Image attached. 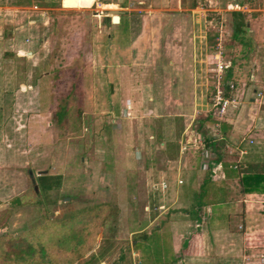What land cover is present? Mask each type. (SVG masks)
<instances>
[{
	"label": "rangeland",
	"instance_id": "374dc122",
	"mask_svg": "<svg viewBox=\"0 0 264 264\" xmlns=\"http://www.w3.org/2000/svg\"><path fill=\"white\" fill-rule=\"evenodd\" d=\"M18 2L21 0H0V4ZM37 2L39 0H33L32 5ZM93 2L53 0L54 10L49 14L52 23L49 32L46 31L48 41L43 53H37V56L26 53L23 59L14 55L5 61V68L14 80L29 78L27 69L36 68L34 75H38L42 82L41 86L38 84L39 90L32 94L37 99H34V105L28 100L22 108L16 105L11 111L3 105L7 95L3 91L7 90L0 84V138L2 123L7 121V138L0 144V238L11 236L19 239L28 236L30 239L48 220H58L67 213L85 210V207L96 205L100 196L111 198L109 195L117 190L121 198L129 193L132 199V195L142 193L141 199L145 202V198L150 195L149 185L162 182L161 187L164 189L166 177L171 178L167 179L168 183L176 181L175 177L179 178L183 170L199 171L197 178L202 181L205 175L201 176V170L205 166L196 148L204 138L218 140L217 151L221 152L224 160L238 168L247 162H257L255 150L264 153V133L261 132L264 126V116L261 114L264 103L252 102L249 106L247 98L252 95L251 91L245 93L239 101L244 103L239 108L242 110L241 122H244V127L238 130L242 138L236 145V134L228 130L225 141H222L223 134L218 131L219 127L210 125L207 120L219 76L215 70L208 73L206 67L217 69L219 62L214 57L209 61L206 55L215 51L220 35L223 37V46L233 47L232 51L224 50L225 58L240 53L242 47L230 41L229 29L233 21L230 5L239 3V0H196L195 6H192V0H124L121 4L119 0H97V4L92 6ZM22 3L27 4V0H22ZM108 3L115 5H105ZM247 3L249 9H264V0H248ZM90 7L88 10L83 9ZM110 10L126 12L125 21L129 22L131 28L127 37L130 42L126 40L127 44L120 31L122 27L107 28V23L115 26L110 17L94 16H103L102 12ZM245 17L250 20L249 34L254 42L258 46L264 45L263 10L247 12ZM134 41L138 45L131 51L128 45ZM166 42L170 43V51L176 58L181 53H187V57L196 53L198 77H191L192 73L183 77L181 60L174 66L167 62ZM259 51L264 54V48ZM161 54L163 57L154 61L156 64L152 69L142 67L144 64H153V57ZM249 59L252 60L251 65L245 63ZM258 59L253 53L250 54L243 60L242 69L234 73L233 80L238 84L251 82L252 66ZM2 62L0 52V82L5 77V74L2 76ZM165 67L168 68V74H163ZM104 69L109 70L106 77L103 75ZM47 70L49 72L45 74ZM263 71L259 69L256 75H263ZM49 74L50 77H45ZM196 79L200 86L198 92L191 91L190 87V82ZM110 84H113V90ZM27 90L31 92L30 88ZM118 101L126 104L120 105ZM193 119L195 124L190 130L193 142L189 139L181 145V129ZM257 120L263 124H257ZM49 121L52 125L48 126ZM170 122H173V131L164 133L163 127L168 130ZM11 129L18 139L10 136L8 132ZM196 130L202 134L201 138L197 137ZM175 137L176 142L180 143L177 151L173 144ZM162 141L166 147L169 143L173 144L172 149L168 151L161 144ZM240 150L246 151L244 159H240ZM203 154L205 160L217 159V155H210L209 150ZM38 159L46 160V167L62 177L59 189L51 191V201L47 200L42 190L38 196L32 191V187L37 185L36 177L40 173L38 168L45 166L38 163ZM49 162L53 164L49 166ZM209 169H212L213 182L216 181L218 185L213 187L208 202H222L223 210L229 218L223 222L225 229L218 227L215 231L211 227V213H208L213 207H210L211 204L208 208L202 207L201 212L207 211L209 215L206 224L200 223L202 226L195 229L205 234V237L208 235L206 243L202 245H206V248L202 247L200 253L207 256L231 254L239 264H264L261 262L264 258V194L246 195L239 183L240 176H222L218 165H210ZM193 181L184 176V183L180 186L182 198H196L192 190ZM99 184L101 186L98 190ZM153 189L156 190L154 186ZM153 193L155 198L161 195L160 191ZM17 198L22 201L21 207L13 204ZM149 201L144 204L147 205ZM194 204L198 205V201L194 200ZM143 206L140 207L144 210ZM189 206L182 205L180 209L187 208V212L181 210V213L189 214V218L193 219V204ZM112 216L101 230L103 237L100 249L107 240L119 242L116 246L123 247L128 241L127 232H123L124 228L120 226L128 220V216L118 222L120 225L117 219L121 214L118 212ZM209 228L215 233L209 231ZM153 240L157 241V249L169 250L173 245L172 237L169 236L161 240L156 235H150V241ZM123 247L118 252L115 248L108 255L106 259L109 264H116L122 254H128L127 245L125 249ZM15 248L19 252L20 246ZM26 253H18L17 256L24 259L27 258ZM156 254L162 257L160 251L157 250ZM59 257L58 262L54 263L50 259L40 258L47 264H73L80 258L63 262V258ZM84 262L80 260L78 264Z\"/></svg>",
	"mask_w": 264,
	"mask_h": 264
},
{
	"label": "crops",
	"instance_id": "0c3cea01",
	"mask_svg": "<svg viewBox=\"0 0 264 264\" xmlns=\"http://www.w3.org/2000/svg\"><path fill=\"white\" fill-rule=\"evenodd\" d=\"M32 1L33 0H27V4L25 5L24 3H22V0L21 2L14 3V4L12 3L0 4V29H2L0 31V44H1L0 52H1V59L3 61L2 62V65H3L2 76L5 74V77L3 76V81H1L0 84L2 83V87L4 86L5 89L7 90V92L2 90L3 92H5V94H7L4 97L3 105L6 106V108L10 109V111L16 105L21 106L22 108L26 102L28 103L30 100L32 102L37 100L34 98V95L32 94L36 90H39L38 88H40L41 86L40 82H42V81H39L38 75H34L36 68L27 69L28 71L26 73L29 76V78L27 79L20 78L19 81L14 80L13 75L10 74L8 69L5 68V61H7L8 58L11 56L15 55L16 57L23 59L24 58L23 55H25L26 53L31 54L33 56H37V53L39 55L40 52L43 53L42 50L45 48V45L48 41V36H46V31L49 32V29L52 23L51 22L52 19L49 14L50 12L54 10L53 5H51L53 0H39V3L37 2V4H33V5H32ZM123 1L124 0L122 1L119 0V4H121ZM239 1H240L239 3L238 2L235 3L240 7L239 9L234 8L233 5L235 4L230 5L231 7L229 8V11H231L230 15L231 17H233V21L231 22L229 29L231 32L230 41H233L235 42L236 45L239 44L242 47L240 53L236 55L235 57L230 56L229 58H225L224 50L232 51L233 47L232 45L223 46V41H222L223 37L220 35L219 38L217 39L218 42L216 44L215 51L210 52L206 56L208 57L207 59L209 61H211V57H214V59H216V62L222 61L225 64L229 63V66L223 70L224 73L222 76V84L224 86H226L227 82H232L234 84L235 89L233 90L232 94H234V96H237V98H239L238 101L242 100L245 93H248L251 91L252 92L251 97L250 98L248 97L249 99L247 98L248 102H250L248 105L250 106L252 102L256 104V103H259L260 101L263 104L264 103V71H263V75L258 74L257 76L256 73L259 69L264 70V54L260 53L259 51L260 49L264 48V45L258 46L254 42V39L250 36L249 34L250 33V30H249L250 20H246L245 13L247 12L257 13V11H260V10L261 11L263 10L264 12V9H260V8L249 9L248 3H247L248 0H243V1L239 0ZM96 4H97V0H94L92 6ZM105 5H115V4L108 3ZM83 9L88 10V9H91V7L83 8ZM114 11H119V10H114ZM119 12H120L119 23L114 24L112 21V24L115 26L108 25L107 23L105 27L107 28L108 27H118V28L122 27L120 31H122L123 39L126 41L129 35V30L131 28L129 27V22L125 21L126 15H127L126 12H123V11H119ZM102 15L103 16H100L99 14H95L94 16L96 18L97 17H100V18L110 17L112 19V14L107 15L104 12H102ZM121 20H123L122 24H121ZM239 20H240V23H238ZM102 21L104 22L105 20H102ZM236 24H239L240 26L244 24L243 29H241V32L240 31L237 32V29L235 27ZM44 34L45 36L42 39ZM127 41L125 44L130 42V40L128 42ZM137 45L138 43L137 42L135 43V41L132 44L130 43L128 45V47L129 46L131 47L129 50L131 51L133 49L135 50ZM169 45L170 43L166 42V47H168L167 62L169 61V64L171 66H174V64L179 63V61L181 60L180 68L182 71V76L188 77V75L192 73L193 76L191 77H194V78L198 77L199 75H197V71L199 72V70H197L196 68V59H195V57L197 56L196 53L193 52L194 53L193 56L190 55V57H187L188 55L187 53H181V54L178 53L179 58L178 57L176 58V56H174V54L171 53ZM218 46L221 47V50H219ZM29 47H31L32 50L29 51L28 50ZM160 49H161V46H159V50ZM182 49H184V43L182 44ZM185 49L187 50L188 47L185 46ZM159 53H162V52L160 51ZM252 53L254 54L255 58H259L258 59L259 61H255V64H253L252 66V71L250 74L251 82L249 83L241 82L240 84H238L233 80L235 78L234 73L238 72L239 69H242V66L244 65L242 64L243 60L247 59L249 55ZM158 57L162 58L163 56L162 54L154 56L153 58L155 60H153V62L157 61L159 59ZM245 63H247V65H251L252 60L249 59ZM154 64L156 63L154 62L151 65L144 64L145 66H142V67L146 69H152ZM258 64L261 66V68H259ZM208 67H206V71L208 73L214 70L216 73L218 72L216 68L208 69ZM133 68L136 69L137 66L134 65ZM170 69L173 70L174 67H170ZM167 70L168 68L165 67L163 70L164 71L163 74L164 73L168 74ZM48 72L49 70H47L45 74H48ZM108 72H109L108 69L107 70L104 69V72H103L104 77L108 76ZM21 73H23V71H21ZM228 75L230 77H227ZM10 76L13 78V80L11 81H10V78H11ZM208 76H210V74H208ZM21 77H24V76H21ZM45 77H50V74ZM190 83H191L190 84L191 91L198 92L199 87H200L198 80L196 79L195 81H191ZM38 84H40V86H38ZM110 85H111V89L113 90V84H110ZM29 88L31 89V92H28L29 90L27 89ZM225 94L226 96L231 95L228 88L225 90ZM118 102L120 105L126 104V103H123V101L122 102L118 101ZM30 104L34 105V102L33 103L30 102ZM242 104L240 102L235 107H232L231 109H229L223 118L214 117L211 113L208 114V117L211 119L210 121H208L210 125L211 124L220 125L218 131L223 134L222 141H225L226 139V133H223V127H222V125L224 124V128L226 127V132L228 130H231L233 135L236 134V138L238 140H236L234 144L236 145L238 141L240 142L242 136L240 135L241 133L238 130L244 127L243 125L244 122H241V119L243 116V114H241L242 110H239ZM28 107H31V106H28ZM31 108H33V106ZM260 109H259V112L261 111ZM121 110H122V107L120 108V114L122 112ZM261 114L264 116V109L261 112ZM160 119L161 118H159V120ZM6 122L2 123L0 144L2 143L4 139L7 138V132H6V126H5ZM172 123L173 122H170V124L168 123V126H169L168 130L163 127L165 131L164 133H168V132L171 133L173 131ZM49 124H51V121H49L48 126ZM194 124H195V119H193L191 123H189L184 129H181V132H180L181 145H183L184 143L186 144V140L193 139L191 136V131H192L191 126L193 127ZM257 124H263V123L258 122L257 120ZM261 129H262L261 132L264 133V126ZM10 132H12L14 135ZM196 132H197V137L201 138L202 134L198 130H196ZM8 133L10 134V136L18 139L17 135H15L16 133L14 132V130L11 129ZM187 135H188V138H187ZM37 136H40V135H37ZM39 138H44V136L38 137L37 139L39 140ZM213 139H214L213 142H215L217 146L219 141L216 140L215 138ZM174 140L175 142L177 141L176 137ZM243 141H244V138H243ZM203 142H205V140H203ZM203 142H200L199 146L196 149L200 151L199 152V155H201L200 161L203 162L204 160V162L208 164L206 160L204 159L203 152L205 150H209V154L211 155L212 153L215 156L218 154L219 151L213 152L212 148L207 146L206 142L205 144H203ZM249 142L253 143V140H250ZM161 144L164 147L166 143L162 141ZM218 148H220V146H218ZM258 149H261V148L259 147ZM240 153H241L240 159H244L246 157V154H245L246 151L240 150ZM6 154H8L10 158H12L9 152H6ZM255 156L257 158L256 160L257 162L264 161L263 160L264 153H262L260 150H255ZM259 158H262V159L260 160ZM182 159L183 157L181 158V161ZM23 161H26V159H24ZM225 162L227 161L223 159V155H222V161H220L217 165L220 166V164L225 163ZM38 163H40L41 165H45L46 160L41 159L39 160ZM205 163H204L205 170L204 169L201 170L200 167L199 169L202 172L201 176L205 175L206 177L209 172L212 173L213 168L210 170L209 165L206 166ZM227 163L230 164V162H227ZM52 164L53 163L49 162V166ZM27 165H29L28 162H27ZM233 168L238 169L237 165L233 166ZM38 170L39 172H43V173H39L38 177L41 175H50V176L59 175V174H53V172H51V170L47 168L46 165L44 167L38 168ZM198 174H199V171L183 170L182 173H179L180 176L178 175L179 178L182 177L184 179V176L185 177L188 176L194 180L192 190L196 198H189V197L182 198L181 197L180 186L183 185L184 182H183V179L181 178L179 179L176 177H175L176 181L174 180L171 183L167 182L168 178L166 177L167 184L164 187V189L161 187L162 182H160L159 184L149 185L150 195H148V192H147L148 196L147 198H145V202L148 201V199H150L147 205L144 204L145 202H143V200L141 199L142 193H138L136 196L132 195V199H130L129 193L124 198H121L117 190L116 193L114 194L112 193L111 195H109L110 197L112 196L111 198H104L101 196L100 198H97L96 203H111L112 205L118 206L119 214H121V217L117 219L118 225H120L118 222H121L123 217L125 218L126 216H128V220L123 222L122 225H120L122 229L124 228L123 232L126 231L127 232L126 235H128L126 238V240H128L126 243L127 248H128V254H126V256L125 254H122L119 258V261L117 260L116 264H239V262L235 258H232L231 254L225 255V256H216V255L207 256V255H203L202 253H200V251L202 250V247L206 248V245L205 246H202V245L206 243L207 241L206 238L208 237V235L207 237H205L206 236L205 234H200L195 229H197V227L199 226L200 227L202 226L200 225V223L206 224L205 220H207V215H209L208 213H211L210 217H211V221H213V226L211 227H214L215 231L218 230V227H223L225 229L226 227L223 222H225L229 217H228V214L226 215L225 214L226 212L223 210V207H222L223 205L221 204L222 202L216 203V204L215 203L211 204L210 202L206 203V205H203V208H206V207L208 208V206L211 204L210 207H213V210H211L210 212L208 210V213L206 210H205L206 212H201L202 207L201 208L199 207V200H198L197 194L200 192V187L203 184L205 177L204 179L202 177L203 180L200 181L199 178H197ZM219 174L222 176L226 175L223 166L222 167L220 166ZM168 180H171V178ZM216 185L218 184L216 183V181L213 182V179H212V186H216ZM100 186L101 184L98 185V190L100 189ZM153 186L156 188V190L153 189ZM119 188H120V185H119ZM154 191H160L161 195L159 194L155 198L154 193H153ZM63 200H66V199L63 198ZM194 200L198 201V205L194 204ZM141 205L145 206V208L143 206L144 210L140 207ZM182 205L192 206V209H194L195 211V216L193 219L189 218V214L185 215L184 212L181 213V210L187 212V208L180 209ZM177 208H179L180 210ZM138 210L141 211V212L139 211L140 214L138 213ZM209 231H211L212 233H215L213 232L214 230H212L211 228H209ZM101 232L102 231L98 233L96 237V242L93 244L94 246L92 247V249H90L82 258H78L76 262L73 264H76L78 261L80 262V260L85 261L84 264H109L106 259L108 255L114 252L115 248H117L116 251L118 252L123 246L121 245L116 246L117 243L119 242H115L113 240H107L103 248L100 249L99 247L100 241L103 237V232L102 233ZM150 235H156L161 240L167 236L172 237L173 245L171 246L169 250L166 248L157 249V241L156 240L150 241ZM228 235L230 236V234ZM126 245H124L123 247L124 249L126 248ZM153 246H155L156 249ZM245 249H246V246H245ZM157 250L160 251V253L162 254V257L156 254ZM241 251L243 250L241 249ZM99 252L103 253V256H101ZM228 253H232V252L229 251Z\"/></svg>",
	"mask_w": 264,
	"mask_h": 264
},
{
	"label": "trees",
	"instance_id": "16d2710c",
	"mask_svg": "<svg viewBox=\"0 0 264 264\" xmlns=\"http://www.w3.org/2000/svg\"><path fill=\"white\" fill-rule=\"evenodd\" d=\"M51 5H54V3ZM195 5L196 0H192V6ZM122 23L123 20H121ZM238 23H240V20ZM243 26L244 24L242 26L236 24L237 32H241ZM227 77L230 76L228 75ZM207 120L210 121L211 119L207 117ZM222 127L223 133H226L224 124ZM198 130H200L199 127ZM204 140L207 146L212 148L213 152H217L216 144L213 142L214 139L207 138ZM170 144L167 145L166 149L169 151V149H172V145L175 144L177 151L179 143ZM171 157L174 159V156ZM220 161H222V156L221 152H218L217 159L206 160L208 164L204 163L206 166L209 165L210 168V165H217ZM220 166H223L227 175L240 176L239 183L242 185L244 194H264V162H247L238 169L233 168L232 164L227 162L220 164ZM61 180L62 177L59 175H41L36 178L37 185L32 187V191L38 196L42 190L47 200L51 201V191L59 189ZM34 182L33 180L32 183ZM213 187L212 174L209 172L200 187V192L197 194L200 208L209 203L208 198L212 196ZM54 202L56 203V200ZM13 204L21 207L22 201L17 198ZM84 209L79 212L67 213L58 220H48L38 228V231L30 239L28 236L19 239L11 236L0 238V264H47L40 257L52 260L51 263L56 262L60 258L59 256L63 258V262L72 261L77 257L82 258L92 248L98 233L111 220L112 215L119 212V208H113L111 203H96V205L85 207ZM69 228L72 231H69ZM52 230H54V233H51ZM35 239L36 242H34ZM16 246H20L19 252H17ZM26 246L28 247L24 250ZM73 246L76 248L74 249ZM18 253H26L27 258L19 259Z\"/></svg>",
	"mask_w": 264,
	"mask_h": 264
},
{
	"label": "built area",
	"instance_id": "2783aa9c",
	"mask_svg": "<svg viewBox=\"0 0 264 264\" xmlns=\"http://www.w3.org/2000/svg\"><path fill=\"white\" fill-rule=\"evenodd\" d=\"M234 8H240L237 4L233 5ZM219 50H221V47L218 46ZM229 66V63L225 64L222 61L218 63V68H217V74H218V79H217V86L215 88L214 92V98H213V104H211L210 109L208 110L209 113H211L214 117L217 118H223L229 108L235 107L239 101L237 96H234L233 90L235 89V86L232 82H227L226 86L222 84V76L224 73V69ZM229 89L231 95L226 96L225 90ZM251 97V96H249ZM217 127H220L218 124ZM181 182V181H180ZM261 262L264 263V258L261 259Z\"/></svg>",
	"mask_w": 264,
	"mask_h": 264
},
{
	"label": "water",
	"instance_id": "95a60500",
	"mask_svg": "<svg viewBox=\"0 0 264 264\" xmlns=\"http://www.w3.org/2000/svg\"><path fill=\"white\" fill-rule=\"evenodd\" d=\"M120 1H122V0H120ZM111 13H112V21H113V23L114 24L119 23V21H120V18H119L120 12L119 11H113ZM40 173H43V172H40Z\"/></svg>",
	"mask_w": 264,
	"mask_h": 264
},
{
	"label": "bare ground",
	"instance_id": "6f19581e",
	"mask_svg": "<svg viewBox=\"0 0 264 264\" xmlns=\"http://www.w3.org/2000/svg\"><path fill=\"white\" fill-rule=\"evenodd\" d=\"M114 10H110L109 12H106L105 14H107V15H110V14H112L111 12H113Z\"/></svg>",
	"mask_w": 264,
	"mask_h": 264
}]
</instances>
